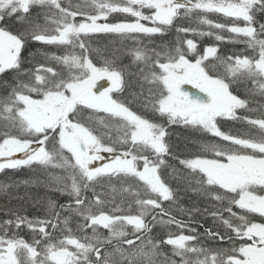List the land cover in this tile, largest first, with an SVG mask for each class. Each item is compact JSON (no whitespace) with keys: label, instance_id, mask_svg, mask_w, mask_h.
Here are the masks:
<instances>
[{"label":"snow or ice","instance_id":"snow-or-ice-1","mask_svg":"<svg viewBox=\"0 0 264 264\" xmlns=\"http://www.w3.org/2000/svg\"><path fill=\"white\" fill-rule=\"evenodd\" d=\"M111 13L127 15L113 23ZM208 13L220 14L223 22ZM193 16L196 26H181ZM13 17L20 25L15 32L5 23ZM0 24L5 25L0 26V74H17L0 95V171L62 169L64 174L52 176L46 186L69 197L60 205L37 201L44 203L43 218L5 207L0 264H264V0H0ZM174 25L177 39L167 51L149 48L139 38L164 34ZM189 33L244 48L225 56L210 44L200 52L194 38L181 35ZM93 34H118L136 44L126 53L123 46L113 50L97 66L90 58L92 52L101 54L91 46ZM29 41L61 54L37 49L30 53L32 66L24 68ZM124 54L138 72L119 64ZM36 55L43 59L36 61ZM209 58L216 63H205ZM234 84L244 86L245 98L234 94ZM132 87L140 91L132 92L131 100L113 95ZM238 109L245 114L238 116ZM219 119L240 121L249 131H222ZM171 125L220 142L204 143L200 153L179 158L169 142ZM166 156L178 159L182 170ZM164 168H172L179 184L217 202L212 211L204 210L213 224L203 236L227 246L201 242L191 227L199 209L181 208L189 217L185 221L171 214V205L162 206L177 201ZM19 186L0 184V193L23 200L10 191ZM256 216L260 222H254ZM154 224L175 225L177 231L153 237ZM24 228L30 240L21 236ZM165 245L179 260L158 259Z\"/></svg>","mask_w":264,"mask_h":264},{"label":"trees","instance_id":"trees-1","mask_svg":"<svg viewBox=\"0 0 264 264\" xmlns=\"http://www.w3.org/2000/svg\"><path fill=\"white\" fill-rule=\"evenodd\" d=\"M83 0H79L81 3ZM77 2L76 0H73V3ZM35 11H33V15H35ZM147 14V10H145ZM127 14H121V13H111L109 15V22H118L119 20H122ZM208 18L213 21H220L223 22V17L220 16V14L215 13H208ZM79 19V18H78ZM134 18L129 17V22H131ZM196 17L193 16L190 19H185L181 21V26H189L190 24L192 26L195 25ZM99 23H103L104 21H98ZM6 26L11 31H17L20 30V25L17 23L16 19L13 17L11 19L5 18ZM141 23H144L146 26H151V23L149 21H141ZM0 26H5L4 24H0ZM200 30L207 31V26H200ZM226 37L228 36V33H222ZM184 35L185 38H194L197 43V48L200 52H202L203 47L205 45L215 44L218 47V52L221 55H229L234 51H239L244 48V45L242 44H233L227 41V39L224 42H217L215 41L214 37L209 36H203V37H194L191 33L189 34H181ZM141 42L145 45H147L149 48H154L156 51H167L169 47L174 45L176 39H177V33H176V26H172L170 30L164 34H156L155 36L148 38V37H139ZM91 46L93 49H100L101 54L97 55L96 52H92L91 59L94 60L97 66H100L103 64L104 58H111V53L113 50L121 49L122 46L125 50L128 48H132L135 46L136 41L133 39H126L121 41L118 34H93V39L90 41ZM186 47V46H185ZM37 49H42L43 51L48 52H55L57 55H60L61 53L57 51V49L53 46H42L39 43H35L32 41H29L25 49L23 50V66L24 68H28L32 66V56H30V53H36ZM36 61H41L43 59L42 56L36 55L35 57ZM205 63L211 65L213 63H216L212 58H209L208 61ZM119 64L121 66L127 65L128 72L129 73H136L139 71V68L133 64L132 58L127 55H121ZM140 67H143V65H140ZM220 71H223L222 68L219 69ZM16 73L13 71H9L6 74H0V95H6V91L3 87L5 82L12 83L13 79L16 77ZM26 79V77H25ZM130 79L135 80L136 77L133 75L130 77ZM234 94H237L240 96V98H245V88L241 85L234 84L232 86ZM140 89L137 87L129 88L124 93H114V96H119L121 99H127L131 100L132 92H139ZM133 109H139L141 112L143 111V108L140 107L138 104H132L131 105ZM255 107V105H252ZM245 114V110L238 109L237 115L243 116ZM103 115V114H101ZM149 115H151L149 113ZM159 122V121H157ZM218 126L221 127L222 131L225 132H232V133H247L249 131L246 124L241 123L237 120H227V119H219L218 120ZM171 139L170 144L173 147V151L176 153L179 158H186L191 157L194 154H198L201 151V145L208 142H220L218 137H212L210 134H204V133H193L191 130H185L182 126L179 125H171ZM209 158H211V153L206 154ZM165 160L167 163L171 166H173L176 169H181L182 166L179 164L178 159H173L171 156H166ZM162 172L164 173V178L168 180V183L175 189H177V201L175 204H172L171 201H164L162 202V206L165 208H168L171 205V214L176 216L179 220H185L187 221L189 217L185 214H182L180 209H199L198 212H193L192 215L194 217V222L191 224V227L197 228L198 233L201 235V242L205 243V246H227L226 242L216 241V242H206V238L203 236L204 228L211 227L213 224L212 218L210 215L204 214V210L208 209V211H212V205L216 204L217 202L212 201L210 198L202 196L197 194L196 192L192 191L191 188L187 187V184H179L176 179L172 178L170 175L172 173V168H164L162 169ZM51 174V176H50ZM63 170L58 168H49L47 172L41 171L36 168H21V169H6L4 171H0V184H14L19 183V188H11L10 191L12 192L13 197H24L23 200L12 198L9 199L6 195L3 193H0V220L7 219L8 217L4 213L5 207L16 209L20 215H27L29 218H32L33 216H37L40 218H43L44 215V203H36L39 200L47 201L48 199H52L56 201L57 205L65 204L68 202L69 197L66 195H62L59 191H56L52 187L46 186L48 182L50 181L52 176H60L63 175ZM36 181V183H29L27 186H25L22 182L23 181ZM89 196L91 193L88 194ZM126 207V205H125ZM133 209H135V205H133ZM159 210L157 209L156 212ZM233 211H236L237 213H241V210L238 208H233ZM133 214H138V210H134ZM152 215L153 213H150L148 216L145 217L146 221H152ZM227 215V213H225ZM159 218V217H158ZM167 219V217H164ZM254 222H260V218L258 216L254 217ZM75 222L73 223L74 226ZM203 225V227H201ZM152 226V233L151 235L153 237H160V238H166L167 231H177L175 228V225L171 226V228H163L159 224H154ZM102 232L107 234V230L101 229ZM21 236H23L25 239L30 240L31 239V233L29 229L24 228L21 231ZM185 234H188L187 230H185ZM160 251L163 253L162 256L158 257V259L163 260L164 257H170L172 259L179 260V257H174L172 255V248L170 245H165L161 247Z\"/></svg>","mask_w":264,"mask_h":264},{"label":"rangeland","instance_id":"rangeland-1","mask_svg":"<svg viewBox=\"0 0 264 264\" xmlns=\"http://www.w3.org/2000/svg\"><path fill=\"white\" fill-rule=\"evenodd\" d=\"M77 2H79V0H76ZM77 2H75V3H77ZM81 3H83L82 1H81ZM186 89H188V90H190V91H195L194 89H191V86L190 85H185L184 86ZM202 95V94H201Z\"/></svg>","mask_w":264,"mask_h":264}]
</instances>
